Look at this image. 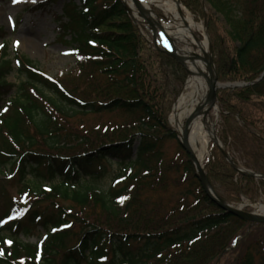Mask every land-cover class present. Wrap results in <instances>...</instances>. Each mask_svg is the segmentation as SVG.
<instances>
[{"label": "trees", "instance_id": "16d2710c", "mask_svg": "<svg viewBox=\"0 0 264 264\" xmlns=\"http://www.w3.org/2000/svg\"><path fill=\"white\" fill-rule=\"evenodd\" d=\"M80 1L63 12L79 74L68 90L16 53L6 59L0 30V172L8 171L0 190L16 189L0 205V264H218L225 255V264H264V225L220 209L188 156L177 172L158 145L163 132L176 139L167 117L185 69L147 46L120 0ZM180 3L207 26L218 82L242 85L217 90L216 137L234 166L264 176V0ZM219 15L231 17L229 32ZM14 71L17 86L6 81ZM104 111L143 128L132 133L141 137L135 153L127 138L75 153L85 139L66 147L59 140L69 117ZM207 153L204 171L224 202L264 195V180L238 173L213 141ZM112 162L122 168L103 187ZM41 230V243L20 240Z\"/></svg>", "mask_w": 264, "mask_h": 264}, {"label": "rangeland", "instance_id": "374dc122", "mask_svg": "<svg viewBox=\"0 0 264 264\" xmlns=\"http://www.w3.org/2000/svg\"><path fill=\"white\" fill-rule=\"evenodd\" d=\"M69 1L71 0H15V2L14 0H0V30L4 37L2 41H4L7 48L6 59H14L16 53L19 57L28 60L29 64L36 71L43 74V76L50 81L61 84L65 89H67L66 87L70 88V86L78 84L77 79L79 75L77 60L72 46L70 45V35L65 29L67 18L63 12L67 8L65 6ZM80 2V0H73V3L76 6H78ZM99 7H101L100 3H97V8ZM157 14L162 17L159 11ZM188 14L190 15V13ZM191 18L193 19L192 16ZM218 19L220 20V25L229 32L230 27L228 24L231 23V17L229 15H219ZM226 20H228L227 23L225 22ZM195 23L202 27L201 34L204 36L206 35L207 42L209 41V44L211 45L210 38L208 34H206L204 22L201 20H195ZM136 26L140 36L144 39L147 46L153 50L150 32L148 33V31L142 30V26L145 27L143 24L136 23ZM106 28L109 29L111 27L106 26ZM197 36L201 37V39L203 37L200 35ZM21 80V77H19L15 71L6 79L8 84L14 86L19 85ZM10 97L6 98V100L11 101L12 95ZM86 97L88 99L89 96ZM77 98L86 101L85 96L83 95H77ZM175 100L176 98L173 101L171 109ZM218 113L219 110L211 111L209 115L213 131H215ZM169 115L167 117V124L172 130L176 131L174 132L176 135L177 129L170 125ZM63 126L65 130L63 132L61 131L59 140L66 143L65 147L68 144H76L80 140L79 138L85 139L83 144L77 145L72 150L73 153L79 151L80 146L85 147L88 150H99L101 148H107L106 145L119 144L121 140L126 138L128 142L132 143L131 148L134 153L141 145V137L132 133L136 132L137 129L142 131L143 128L138 127L132 116H122L116 112L104 111L97 114L90 113L82 116L69 117L63 123ZM71 133L74 134L76 140L71 139ZM159 135L161 134L157 133V136ZM177 136L178 135H176V139L168 138L163 132L162 136L159 138L161 140H159L160 142H158V145H161L160 147L162 148L164 156H167L169 158L168 160L177 166L178 172V165L181 161H185L186 158L185 156H182L184 151L181 150V153L180 149L177 147ZM36 147L45 152L51 151L46 150L42 146L41 141L37 142ZM53 152L57 151L55 150ZM51 153L52 152H50V154ZM66 153V151L60 152V154ZM206 157L207 151H205L203 162ZM107 166L109 173L102 180L103 187H106L108 185L107 181L110 180V177L122 168V166L115 162L107 164ZM7 175L8 171L6 168L0 172V178ZM1 180L4 181L3 179ZM2 190L4 191L0 190V205H2L3 210L5 208L3 206L4 201L9 202L16 198V189L11 185H5ZM258 204H264V195L256 202H249L247 199L241 198V201L238 204H235V206L241 207L247 212H254L255 206ZM77 215H82L81 217L89 216L88 214L83 215L82 212L77 213ZM76 228L78 227H75V229ZM44 235V231L41 230L38 235H35L34 237H20V240L26 243L37 244L43 242ZM228 258L229 256L225 255V257L217 263L225 264Z\"/></svg>", "mask_w": 264, "mask_h": 264}, {"label": "bare ground", "instance_id": "6f19581e", "mask_svg": "<svg viewBox=\"0 0 264 264\" xmlns=\"http://www.w3.org/2000/svg\"><path fill=\"white\" fill-rule=\"evenodd\" d=\"M130 15L137 24L144 23L132 0H122ZM143 9L144 16L149 19L155 29V41L152 46L163 50H173L184 59V67L190 72L182 86L169 115V123L177 129L178 135L184 131L188 135V145L196 163L202 166L208 140L212 131L210 114H195L201 107L206 96L209 79L212 75L208 71V44L206 39H195V35H202V27L197 25L191 16L176 4V0H136ZM158 11L161 16H158ZM193 55L198 59L191 60ZM214 108L213 111H215ZM255 214L264 216V204L255 206Z\"/></svg>", "mask_w": 264, "mask_h": 264}, {"label": "water", "instance_id": "95a60500", "mask_svg": "<svg viewBox=\"0 0 264 264\" xmlns=\"http://www.w3.org/2000/svg\"><path fill=\"white\" fill-rule=\"evenodd\" d=\"M132 1H133V4H134L135 8L139 12L140 17H142L145 20V22L148 25L149 29L153 33H155V29H154L153 23L144 16V12H143V9L140 6V4L136 0H132ZM177 4L178 5L180 4L179 0H177ZM126 10L129 13V10H128L127 7H126ZM156 50L160 51V52H163L166 55L170 56L171 58H173L180 65H182V66L184 65V59L181 56L177 55L172 49L169 51V50H162V49L156 47ZM209 52L211 53L210 48H209ZM198 58H199V56L193 55L191 57V60H195V59H198ZM203 59L205 61H207L208 71L212 75V77L209 79L205 100H204L202 106L196 109L195 114H200L203 109L207 108L204 111V114L207 116L208 113H209V110L215 106V103H216V90L219 87H221V86L218 84L216 74H215V72H214V70L212 68V65H211V55L205 56ZM188 73L190 74L189 71H188ZM213 139L215 140L214 134H213ZM178 140H179V144H180L181 148L190 157V161H191V163H192V165L194 167L195 176L197 177V179L201 183L202 187L204 188L206 194L208 195V197L210 198V200L213 203H215L223 211H225L227 213H230V214H232L234 216H237V217L241 218L244 221H247V222H250V223H256V224H264V216H260V215H257L255 213L244 212V211L240 210L239 208H235V207H233L231 205H228L225 202H223L216 195V193L212 190V188L210 187V185L208 183V179H207L202 167L198 163H196V159H195L194 155L191 153V150L189 149L187 132L184 131L182 133V135L179 137ZM240 172H242V171H240ZM242 173H244V172H242ZM245 174L255 176V175H253L251 173H245Z\"/></svg>", "mask_w": 264, "mask_h": 264}, {"label": "snow or ice", "instance_id": "6c2138e0", "mask_svg": "<svg viewBox=\"0 0 264 264\" xmlns=\"http://www.w3.org/2000/svg\"><path fill=\"white\" fill-rule=\"evenodd\" d=\"M14 2H15V0H14ZM123 199V198H122ZM121 202H122V200H121ZM0 223H3V221H0ZM8 243H10V242H8Z\"/></svg>", "mask_w": 264, "mask_h": 264}]
</instances>
